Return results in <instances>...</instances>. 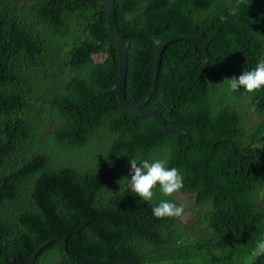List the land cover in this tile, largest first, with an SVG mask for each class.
<instances>
[{"label": "trees", "instance_id": "1", "mask_svg": "<svg viewBox=\"0 0 264 264\" xmlns=\"http://www.w3.org/2000/svg\"><path fill=\"white\" fill-rule=\"evenodd\" d=\"M114 0L125 110L103 0H0V264H264V87L230 79L264 60V0ZM159 40L160 43H154ZM202 45L206 46L208 53ZM259 115L257 121L253 116ZM179 169L198 219L157 218L130 159ZM80 227L77 230L76 228Z\"/></svg>", "mask_w": 264, "mask_h": 264}, {"label": "clouds", "instance_id": "2", "mask_svg": "<svg viewBox=\"0 0 264 264\" xmlns=\"http://www.w3.org/2000/svg\"><path fill=\"white\" fill-rule=\"evenodd\" d=\"M244 0H237V4L230 9L231 15H237L239 5ZM159 44V40H154ZM264 87V60L257 63L255 68L244 71L238 78L230 79V89L237 91L240 88L248 93H254ZM130 163V188L137 194L141 201H152L154 189L159 186L164 196L171 197L183 187V178L179 169L166 167V162L162 160H138L132 157ZM153 214L157 218L179 217L184 212V206H177L176 203L162 200L157 206H154ZM256 255H264V241H260L254 250Z\"/></svg>", "mask_w": 264, "mask_h": 264}, {"label": "water", "instance_id": "3", "mask_svg": "<svg viewBox=\"0 0 264 264\" xmlns=\"http://www.w3.org/2000/svg\"><path fill=\"white\" fill-rule=\"evenodd\" d=\"M104 3V9L106 12V22H107V27L109 30V34L111 37V40L115 46L117 55H118V71H117V79L115 82L114 86V91L117 95L118 101L120 105L127 111L134 113L135 115H148L152 116L163 128L170 130V131H182L186 134L189 143H193V141L190 138V135L188 131L181 127V126H175V125H169L166 123L164 117L159 111L155 110H148L142 108V106L150 99L151 95L154 93L156 89V81L159 73V66H160V61H161V56L162 52L167 45L169 41L172 39H178V38H185V39H190L191 37L185 36V35H180V36H173L172 38H169L167 40H164L161 45L159 46L157 53L155 55V62H154V71H153V77H152V83L150 86V89L148 90L147 94L138 102L131 103L127 100L126 95H125V82H126V76H127V44H126V39L121 35L116 18H115V8H114V0H103ZM203 49L205 50L206 53H208L206 46L202 45ZM80 227L74 229L77 230ZM72 231H68L67 233L63 235H54L51 236L50 238L44 240L40 244H38L32 254L30 255V258L27 260L26 264H33L35 261V258L40 250L42 248L49 244L50 242L56 240V239H61L64 242V249H67V236L71 233ZM1 239H0V251H1Z\"/></svg>", "mask_w": 264, "mask_h": 264}, {"label": "rangeland", "instance_id": "4", "mask_svg": "<svg viewBox=\"0 0 264 264\" xmlns=\"http://www.w3.org/2000/svg\"><path fill=\"white\" fill-rule=\"evenodd\" d=\"M251 116H253V121H257L260 118V116L257 114L251 115ZM174 196H175V199L179 201L180 203L179 206L180 205L184 206V212L181 216H179V218L188 224L197 220L198 215L196 213V208L194 204L192 203L193 202L192 196L188 192L181 191V190L176 192Z\"/></svg>", "mask_w": 264, "mask_h": 264}]
</instances>
